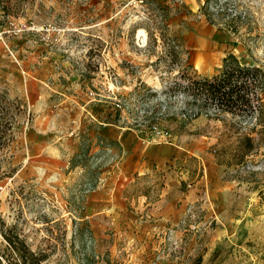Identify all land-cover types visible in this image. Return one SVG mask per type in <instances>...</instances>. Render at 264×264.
I'll return each mask as SVG.
<instances>
[{
    "label": "rangeland",
    "instance_id": "1",
    "mask_svg": "<svg viewBox=\"0 0 264 264\" xmlns=\"http://www.w3.org/2000/svg\"><path fill=\"white\" fill-rule=\"evenodd\" d=\"M207 3L0 0L5 263L9 236L44 264H264L263 128L164 93L264 68V0Z\"/></svg>",
    "mask_w": 264,
    "mask_h": 264
},
{
    "label": "trees",
    "instance_id": "2",
    "mask_svg": "<svg viewBox=\"0 0 264 264\" xmlns=\"http://www.w3.org/2000/svg\"><path fill=\"white\" fill-rule=\"evenodd\" d=\"M164 93L170 99L177 96L186 99L183 114L187 115L189 120L204 116L221 119L228 115L243 120H254V129L262 127L264 130V68L244 63L233 53L224 59L219 74L210 78H198L181 72L176 81L167 86ZM100 139L104 143L105 139ZM244 146L245 159L254 151L253 139L246 138ZM87 153L88 151H83L80 157L86 156ZM6 239L17 255L16 263L8 259L9 264H44L45 257L36 256L24 241L18 239L15 242L9 236ZM0 264H7L1 256Z\"/></svg>",
    "mask_w": 264,
    "mask_h": 264
},
{
    "label": "bare ground",
    "instance_id": "3",
    "mask_svg": "<svg viewBox=\"0 0 264 264\" xmlns=\"http://www.w3.org/2000/svg\"><path fill=\"white\" fill-rule=\"evenodd\" d=\"M139 35H140V37H144V39H146V33L143 31V30H141L140 32H139Z\"/></svg>",
    "mask_w": 264,
    "mask_h": 264
}]
</instances>
